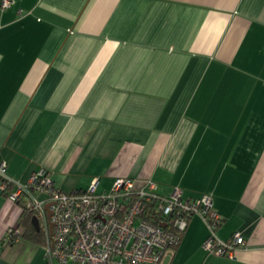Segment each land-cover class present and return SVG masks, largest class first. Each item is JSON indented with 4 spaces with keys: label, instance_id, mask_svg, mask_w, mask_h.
Masks as SVG:
<instances>
[{
    "label": "crops",
    "instance_id": "0c3cea01",
    "mask_svg": "<svg viewBox=\"0 0 264 264\" xmlns=\"http://www.w3.org/2000/svg\"><path fill=\"white\" fill-rule=\"evenodd\" d=\"M28 181L47 167L65 191L118 176L168 195L210 194L171 264H264V0H0V161ZM0 187V264H48ZM47 242V241H46Z\"/></svg>",
    "mask_w": 264,
    "mask_h": 264
},
{
    "label": "built area",
    "instance_id": "2783aa9c",
    "mask_svg": "<svg viewBox=\"0 0 264 264\" xmlns=\"http://www.w3.org/2000/svg\"><path fill=\"white\" fill-rule=\"evenodd\" d=\"M12 2L2 0V6ZM6 169L7 161H0V187L24 209L35 211L47 234L48 264H171L180 232L197 213L210 230L204 243L208 252L234 258L246 245L240 231L227 240L218 237L221 215L210 194L194 200L183 198L182 190L175 188L163 195L154 181L136 188L130 176L116 177L108 189H99L95 178L87 189L67 192L45 166L26 182L11 179ZM21 235L13 226L5 241H17Z\"/></svg>",
    "mask_w": 264,
    "mask_h": 264
},
{
    "label": "trees",
    "instance_id": "16d2710c",
    "mask_svg": "<svg viewBox=\"0 0 264 264\" xmlns=\"http://www.w3.org/2000/svg\"><path fill=\"white\" fill-rule=\"evenodd\" d=\"M202 195L198 197H194L191 199H197L201 198ZM185 198V197H183ZM25 218L21 221V225H23L24 229L22 231L23 237L29 241H32L34 243L38 244H45L47 241V237L45 236V232L43 228L37 229L32 221V216L35 215V211H27V209H24ZM222 217L220 216L218 226L221 224ZM185 231V230H184ZM184 231L180 232V239L175 245L176 247L179 245L182 236L184 234Z\"/></svg>",
    "mask_w": 264,
    "mask_h": 264
},
{
    "label": "water",
    "instance_id": "95a60500",
    "mask_svg": "<svg viewBox=\"0 0 264 264\" xmlns=\"http://www.w3.org/2000/svg\"><path fill=\"white\" fill-rule=\"evenodd\" d=\"M48 214H51V210H48ZM32 221L34 223V225L36 226L37 229H40V225H39V219L37 217V215H33L32 216ZM52 226V225H51Z\"/></svg>",
    "mask_w": 264,
    "mask_h": 264
},
{
    "label": "rangeland",
    "instance_id": "374dc122",
    "mask_svg": "<svg viewBox=\"0 0 264 264\" xmlns=\"http://www.w3.org/2000/svg\"><path fill=\"white\" fill-rule=\"evenodd\" d=\"M41 228V227H40ZM45 232V231H44ZM45 236L47 237V234L45 233ZM57 263V262H56Z\"/></svg>",
    "mask_w": 264,
    "mask_h": 264
}]
</instances>
